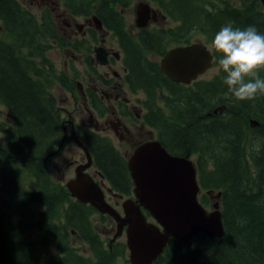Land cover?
Returning a JSON list of instances; mask_svg holds the SVG:
<instances>
[{"label":"trees","instance_id":"obj_1","mask_svg":"<svg viewBox=\"0 0 264 264\" xmlns=\"http://www.w3.org/2000/svg\"><path fill=\"white\" fill-rule=\"evenodd\" d=\"M60 1L69 12L84 16L95 13L105 24L123 23L122 8L114 4L93 8L83 0ZM151 1L175 22V29L155 33V39L142 30L139 38L130 40L132 51H165L169 40L189 44L194 42L191 34L195 33L211 44L215 33L228 23L242 29L253 25L264 34L260 0ZM50 40L72 47L57 35L45 14L34 15L19 0H0V105L10 114L20 138L14 142V132L9 130L0 144V195L7 198V204L0 205V264H128L125 242L118 238L106 244L100 238L97 224L109 217L71 198L64 185L49 177L40 158V149L56 138L59 128L55 97L43 81L53 75V63L46 52ZM132 70L140 84L150 85L152 78L158 79L147 65ZM259 75L264 77V70ZM63 84L73 87L68 80ZM221 90L227 93L226 85L222 84ZM181 91L185 96L169 95L168 110L162 108L149 124L160 128L166 137L160 136L163 144L186 139L182 149L196 155L202 187L221 192L225 234L220 239L199 236L189 249L171 241L153 264H264V95L252 101L232 97L231 108L224 111L225 120L219 125L202 124L204 119L189 125V118L205 109H196L193 99L198 95L192 87ZM251 117L260 125L250 128L247 120ZM254 142L260 144L258 152L252 150ZM21 144L34 145V152H26ZM90 147L113 188L126 192L123 187L129 175L125 160L104 143ZM203 161L210 162L209 167ZM201 201L208 203L204 193ZM36 203H44V210H32ZM35 228L47 230L55 251L49 250L47 239L26 237ZM72 240L83 241L90 255L81 253Z\"/></svg>","mask_w":264,"mask_h":264},{"label":"flooded vegetation","instance_id":"obj_2","mask_svg":"<svg viewBox=\"0 0 264 264\" xmlns=\"http://www.w3.org/2000/svg\"><path fill=\"white\" fill-rule=\"evenodd\" d=\"M44 1L58 5L60 0ZM83 1L85 5L93 8L101 7L103 3H106L109 7L113 4L116 7H121L123 23L114 24V22H111L105 24L96 15L102 24L99 27L92 19L95 13H90L86 16L79 15L69 12L63 6L66 15L62 19L61 25L57 26L51 12L49 10L43 12L53 24L57 35L66 39L68 43H72V47H64L62 50L74 51L69 59L70 63H66L63 68L64 71H61L55 78L56 80L64 81L71 79L75 89L73 87L68 88L69 97H55L53 95L57 99L55 113L59 124L58 134L52 142L48 141L46 146H42L40 149L43 152L40 158L49 177L64 186L68 180L75 177L76 167L86 162V154L79 145V142H81L87 147L92 159L91 165L85 169V172L101 185L106 201L112 202L115 207L120 203L121 207L123 199L134 197L133 183L129 171H127L129 177H127V182L123 187L126 192L115 190L105 172L98 167L90 144L96 148L100 143L106 144L107 148L119 153L125 160L124 165L127 168L128 158L134 149L139 144L153 139L159 140L167 151L173 155L184 156L188 154V158L196 168V177L199 182V177L201 176L196 155L187 149L186 153H184L185 151L182 149L181 144H186V139H182L181 142L169 143V145L163 144L162 142L164 141L160 139V136L163 135L160 128L149 124V121L162 108L165 109V112L168 110V101L170 100L168 96H171L173 92L177 97L182 98L185 96L181 89L186 86L192 87L193 93L198 95V99H193L196 109H205L203 114L192 115L189 118L191 120L189 125L196 123L197 120L201 122L202 119H204L202 124L209 122L218 124L221 120H225L226 115L224 112L209 115L214 109L221 106L224 97V90H221L223 74L215 75L213 72L217 67L215 51H210L213 57L211 67L191 80L190 83L173 82L160 69V62L168 47H166L165 51H142L137 47L135 48L139 51H132V43L130 42L131 38H139L142 30L149 31L148 34H153L152 39H155V33L162 35L175 29V22L159 10V5H155L151 0ZM140 2L147 3L152 9H155V15L152 18V22L156 21L155 24L149 25L151 23L149 21L146 27H137L135 24V12L134 22H127L124 11L130 8L134 11V8ZM60 3L63 5L61 1ZM79 17L84 20L81 24L76 23ZM168 20L170 25H166ZM68 29L72 30L73 36L79 34L80 37L69 38L68 35L71 33L67 31ZM75 62L79 63L80 71L75 67ZM69 65L72 69L68 73ZM144 65L154 70L158 76L157 80L155 78L150 80V85L140 84L137 81L136 73L132 70L134 67ZM43 81L50 85L49 81ZM175 85H178V89ZM60 87L65 90V87L61 84ZM130 93L135 97L136 102L130 96ZM152 98H155V102H152ZM70 103L72 106L69 108L67 105ZM125 116L132 117L129 123L123 121ZM136 121H140V123L138 124ZM154 121L161 123L158 117H155ZM175 123L178 124V122ZM146 127L148 128L147 130H145ZM19 140L18 131L15 128L14 142ZM21 145L26 152H34L35 150L34 145ZM128 146L129 150H127ZM118 147L124 148V152L122 153ZM179 147L181 150L177 151L176 149ZM66 149H68L67 155H65ZM74 149L81 153L79 159L74 158ZM203 162L206 167H209L208 164L210 162ZM54 171L60 172L58 177L55 176ZM68 174L70 176L66 179ZM203 193L207 196V204L211 206L215 202L214 198L206 194L202 189L198 192V199L200 200ZM221 203L223 202L219 200V204ZM32 210L43 211L44 203H36L33 205ZM35 229H31L29 232ZM111 237L106 238L108 244ZM74 241L72 240V242Z\"/></svg>","mask_w":264,"mask_h":264},{"label":"water","instance_id":"obj_3","mask_svg":"<svg viewBox=\"0 0 264 264\" xmlns=\"http://www.w3.org/2000/svg\"><path fill=\"white\" fill-rule=\"evenodd\" d=\"M260 2L264 6V0ZM134 12L135 24L140 28L146 27L155 15V9L144 2L136 5ZM92 19L101 27L96 15ZM210 51L203 42L177 45L167 50L160 69L173 82L190 83L210 68L213 58ZM231 99V94L224 93L221 106L209 115L230 109L227 104ZM247 124L255 128L260 121L251 117ZM79 145L86 154V162L76 167L75 177L68 180L65 187L71 198L114 220L116 229L109 242L125 234L129 264H153L164 255L171 241L189 249L199 236L209 239L224 236L218 201L212 204L211 210H207L197 198L200 184L188 154L173 155L159 140L139 144L127 161L134 198L123 199L122 212H119L106 201L101 185L85 172L92 159L87 147L81 142ZM219 196L220 192L214 195L216 198ZM145 212L154 221L148 220Z\"/></svg>","mask_w":264,"mask_h":264},{"label":"clouds","instance_id":"obj_4","mask_svg":"<svg viewBox=\"0 0 264 264\" xmlns=\"http://www.w3.org/2000/svg\"><path fill=\"white\" fill-rule=\"evenodd\" d=\"M211 47L217 52L215 75L223 74L227 93L237 101H252L264 95V34L255 26L234 28L231 23L222 26L214 35ZM259 142L252 145L259 151Z\"/></svg>","mask_w":264,"mask_h":264},{"label":"rangeland","instance_id":"obj_5","mask_svg":"<svg viewBox=\"0 0 264 264\" xmlns=\"http://www.w3.org/2000/svg\"><path fill=\"white\" fill-rule=\"evenodd\" d=\"M22 4H24L31 12H33L34 14H36V16H40L43 14L44 11H50L52 17L55 18V21L57 23V26L61 25L62 23V19L64 17V15H66V12L63 9V5H61L60 1H58V5L54 4V3H47L44 0H19ZM239 3V0H236ZM217 4H220L219 2H217ZM41 10H43L42 12H40ZM124 14L126 16V20L127 22H134V11L132 10V8L127 9L124 11ZM58 16V17H57ZM151 23L149 25L155 24L156 21L152 22V19L150 20ZM84 20L82 17L77 18L76 23L77 24H81L83 23ZM166 25H170L169 20L167 21ZM73 29L75 30V27L73 26ZM69 33L68 37H77L79 38L80 35L77 34V36H73L72 35V30L68 29L67 30ZM202 38V35L195 33L191 34V41H198V42H204V38ZM201 39V40H200ZM207 44V43H206ZM179 45L177 42H175L174 40H169L168 41V49L175 47ZM208 47L213 51V48L211 47V44H207ZM48 52H47V57L48 59L53 63L54 65V70H53V75L48 76V80L50 82L49 87L47 88L48 92H50L52 95H54L55 97L58 96H66L69 97L70 93L67 92L68 87L65 86L63 84L64 80H56L55 76L58 75L61 71H64V65L66 63H70L69 59L72 57L74 51H63L60 44L56 41V40H50L48 42ZM79 63L75 62L74 65L75 67L80 71V68L78 66ZM69 71L68 73L71 71V66L69 65L68 67ZM69 82H71V79H67ZM60 84L62 86L65 87V90L62 89L60 87ZM73 88L75 89V85L72 82ZM77 93V92H76ZM130 96L133 98V100L135 101V97L132 95V93H130ZM228 96V95H227ZM55 100L57 101V99L55 98ZM136 102V101H135ZM230 103H232V100L229 101ZM69 108L72 106V104L70 103L69 105H67ZM227 106H230V104H227ZM141 111V110H140ZM238 111V110H237ZM132 117H123V121H125L126 123H129L130 119ZM138 124L140 123V121H136ZM148 128L146 127L145 130H147ZM9 130L11 132L15 131V124L13 119L10 117V114L7 112L6 108L2 105H0V141L2 140L3 136L6 133H9ZM145 134V133H143ZM1 144V143H0ZM129 146L127 147V150ZM118 149L123 153L124 152V148H120L118 147ZM68 154V149H66L65 151V155ZM81 156V153L77 150L74 149V158L79 159ZM54 174L56 177L59 176L60 172L54 171ZM69 174L67 175L66 179L69 178ZM108 201V200H107ZM110 204L114 205L112 202L108 201ZM7 204V198L3 197L0 195V205H6ZM208 209H210V204H207ZM116 208L122 212L121 207H120V203H118V205L116 206ZM95 220L96 218H98L97 214H94ZM110 220V221H109ZM150 221H154L151 217H149ZM97 229L100 232V238L102 240H104L107 243V237L110 238L112 236V234L115 231V223L114 221L109 218L108 220H106V222H104L103 224H97ZM26 237H28L31 240H39V239H47V246L49 248V250L51 251H55L54 245H53V241L51 239V237L49 236L47 230L45 229H35L31 232H29ZM118 241H123L125 242V234L123 233ZM104 242V243H105ZM74 247H79V251L81 253H83L84 255H90L89 250L87 248V245L85 243H83V241H74L72 242ZM127 257H128V251H126ZM129 264V263H128Z\"/></svg>","mask_w":264,"mask_h":264},{"label":"bare ground","instance_id":"obj_6","mask_svg":"<svg viewBox=\"0 0 264 264\" xmlns=\"http://www.w3.org/2000/svg\"><path fill=\"white\" fill-rule=\"evenodd\" d=\"M174 89V88H173ZM173 91V90H172ZM178 93V92H177ZM174 94V93H173ZM170 97V96H169ZM170 99H172V98H170ZM152 107V106H151ZM156 113V112H155ZM153 114V113H152ZM161 114V113H160ZM144 118V117H143ZM157 123V122H156Z\"/></svg>","mask_w":264,"mask_h":264}]
</instances>
